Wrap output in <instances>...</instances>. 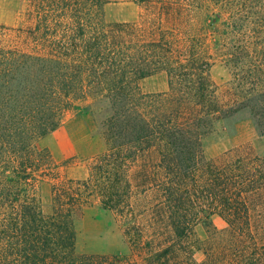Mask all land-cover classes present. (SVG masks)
Masks as SVG:
<instances>
[{"label":"trees","instance_id":"obj_1","mask_svg":"<svg viewBox=\"0 0 264 264\" xmlns=\"http://www.w3.org/2000/svg\"><path fill=\"white\" fill-rule=\"evenodd\" d=\"M123 1L145 15L106 23L114 0H34L30 27L0 33V264H264V154L247 143L208 160L203 144L245 118L264 138V0ZM157 73L167 91L142 93ZM73 110L98 111L106 149L60 178L44 141ZM45 178L47 212L33 194ZM93 203L118 217L127 256L77 252Z\"/></svg>","mask_w":264,"mask_h":264},{"label":"rangeland","instance_id":"obj_2","mask_svg":"<svg viewBox=\"0 0 264 264\" xmlns=\"http://www.w3.org/2000/svg\"><path fill=\"white\" fill-rule=\"evenodd\" d=\"M30 1L34 0H0V33L14 39L18 30H25L33 24V16L27 13ZM145 13L144 5L114 0L105 5L103 18L106 23H132ZM209 75L220 88L229 80L228 70L219 59L214 61ZM139 87L144 94L166 92L167 77L165 73H157L140 80ZM99 119L100 114L96 110L90 113L70 111L64 115L60 128L45 139L44 145L50 149L55 161L61 164L58 172L60 178L81 176L85 163L105 151L104 139L98 129ZM247 143L264 154V138L257 135L249 119L220 121L203 141L205 157L214 160ZM51 184V179H41L33 189L34 196L46 212L50 206ZM212 221L217 230L225 226L218 217H213ZM194 239H207L204 225L194 227ZM76 250L79 254L127 256L118 217L113 212L101 209L97 203L87 205L77 224ZM195 256L201 257L199 252Z\"/></svg>","mask_w":264,"mask_h":264}]
</instances>
